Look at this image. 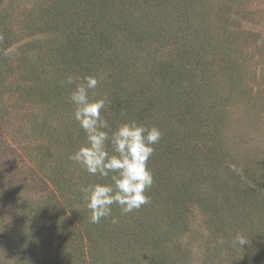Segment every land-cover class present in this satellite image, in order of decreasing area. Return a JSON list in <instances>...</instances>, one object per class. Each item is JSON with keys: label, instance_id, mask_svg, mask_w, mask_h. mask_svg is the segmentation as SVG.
<instances>
[{"label": "rangeland", "instance_id": "374dc122", "mask_svg": "<svg viewBox=\"0 0 264 264\" xmlns=\"http://www.w3.org/2000/svg\"><path fill=\"white\" fill-rule=\"evenodd\" d=\"M88 75L113 130L163 133L150 203L96 227L81 189L110 179L69 159ZM0 264H264V0H0Z\"/></svg>", "mask_w": 264, "mask_h": 264}, {"label": "clouds", "instance_id": "9594fccd", "mask_svg": "<svg viewBox=\"0 0 264 264\" xmlns=\"http://www.w3.org/2000/svg\"><path fill=\"white\" fill-rule=\"evenodd\" d=\"M100 82L98 76H85L69 97L74 105V119L86 134V142L69 159L90 176L110 179V182H97L81 189L93 224L111 216L113 205L118 206L122 214H128L150 203L148 190L154 183V175L148 162L155 152L154 146L163 136L158 127L149 128L135 120L121 123L113 130L102 114L106 98L94 99V90ZM66 83L72 85L73 78L68 77ZM230 167L243 178L242 169L235 165ZM218 242L224 243L222 239ZM234 242L243 247L249 240L238 233Z\"/></svg>", "mask_w": 264, "mask_h": 264}, {"label": "trees", "instance_id": "16d2710c", "mask_svg": "<svg viewBox=\"0 0 264 264\" xmlns=\"http://www.w3.org/2000/svg\"><path fill=\"white\" fill-rule=\"evenodd\" d=\"M200 135L202 136V133L200 132ZM215 169V171L213 172V176H214V178H215V180H217V181H219L220 180V177H221V173L219 172V170H218V168H214ZM255 183V182H254ZM250 192V191H249ZM183 196H184V194L183 193H181V192H175V194L173 195V197L174 198H172V200H174L175 201V199H177V198H182L183 199ZM172 205V207L175 209V211H176V213H178L179 215V217H178V220H180V222H181V224H182V226H184L185 225V227L187 226V218H184V216H183V211H182V209L183 208H187V206H186V204H184L183 205V203H181L178 199H177V201L174 203V204H171ZM167 215V218L168 217H170V214L168 213V214H166ZM100 223H98V224H93V226H98Z\"/></svg>", "mask_w": 264, "mask_h": 264}]
</instances>
